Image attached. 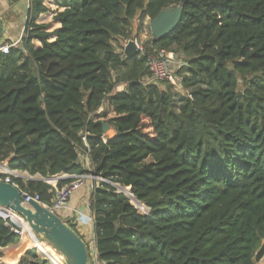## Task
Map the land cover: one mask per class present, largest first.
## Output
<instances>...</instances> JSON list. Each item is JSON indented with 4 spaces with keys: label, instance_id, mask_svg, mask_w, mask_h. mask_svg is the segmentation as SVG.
Wrapping results in <instances>:
<instances>
[{
    "label": "trees",
    "instance_id": "trees-1",
    "mask_svg": "<svg viewBox=\"0 0 264 264\" xmlns=\"http://www.w3.org/2000/svg\"><path fill=\"white\" fill-rule=\"evenodd\" d=\"M51 5L29 0L20 44L0 52V163L41 178L11 177L18 189L52 206L74 180L55 187L45 180L86 174L85 137L91 174L130 188L149 209L141 215L108 183L94 188L97 263L257 264L264 257V0ZM177 6L182 17L172 33L132 58L116 49L136 18L140 31L146 17ZM161 50L183 57L179 89L143 85L148 58ZM119 85L125 89L115 93ZM109 115L110 139L102 121ZM7 223L0 221V257L19 240L10 228L21 224ZM18 264L51 263L31 249Z\"/></svg>",
    "mask_w": 264,
    "mask_h": 264
},
{
    "label": "water",
    "instance_id": "water-1",
    "mask_svg": "<svg viewBox=\"0 0 264 264\" xmlns=\"http://www.w3.org/2000/svg\"><path fill=\"white\" fill-rule=\"evenodd\" d=\"M182 7L177 6L161 11L150 21L152 43L172 33L181 21ZM3 27L0 18V46ZM138 53L133 39L123 49L125 58H132ZM108 127L103 124V134ZM58 177L45 180L57 181ZM0 206L6 207L21 216L37 239L48 244L62 259L63 264H92L84 241L60 217L50 212L43 205L30 201L25 204L24 194L16 187L0 181ZM37 241V240H36Z\"/></svg>",
    "mask_w": 264,
    "mask_h": 264
},
{
    "label": "built area",
    "instance_id": "built-area-1",
    "mask_svg": "<svg viewBox=\"0 0 264 264\" xmlns=\"http://www.w3.org/2000/svg\"><path fill=\"white\" fill-rule=\"evenodd\" d=\"M15 45H17V43H13V42L12 44L2 43L0 46V52L3 54H7L9 49ZM138 51H142V50L138 48ZM174 56L175 55L172 53H168L164 50H161L156 56L149 57L146 63V67L148 68V71H149V76L145 77L142 80L143 85H149V84L157 85V84L165 83V82L170 83L171 85L173 84L174 87H176L175 86L176 82H178L180 85V82H179L180 78L172 72L173 66L177 64V62L173 60ZM182 66H186V64L181 60V63L179 64V68ZM104 135L103 137H101L103 140H104ZM82 142H83V146L85 147V151L81 154L82 156L81 160L84 163L85 170L88 169L87 171L88 173L84 175L66 176V179L68 178L73 179L74 182L71 185L65 186L64 188L56 191V195H55L52 206H46L40 203L38 196H31L26 193H23L25 196V204H28L30 201H34V202H37L43 205L50 212L54 213L55 211L65 207L72 192L74 190H77L80 186L86 185L85 182H87L88 189L90 190V192H92L94 188L97 187L99 183L102 182V183L110 184L115 189L114 192L116 194H122L129 201V203L137 210L138 213H140L141 215H148L149 209L145 206V204L140 203L134 198V196L131 193L130 188L128 189V188L121 187L118 184L110 183L108 181H105L101 177L94 176L91 174V164L89 162V149H88V145L86 144L85 137L82 138ZM11 177L21 178L19 174L13 173V171L9 170L8 167H3L0 163V181L10 184L18 189L17 185L12 181ZM28 180H31V179H28ZM47 184L49 183L47 182ZM116 188H119V189H116ZM85 205H86L85 208L87 209L88 215L87 216L83 215L80 212H77V215L80 220L86 217L87 222L93 224L94 219L91 220L92 218H89V216L92 217L91 215L92 213L90 210V207H91L90 199ZM12 214L17 216L19 220L24 224V226L21 227L20 229L11 227L10 230L12 231V233H14L16 236L20 238L24 234L31 232L25 220L21 216H18L17 214L13 213L11 210H9L6 207L0 206V221H3L5 225H8L7 221L12 219L11 218ZM36 248L35 249L37 251L39 250L38 252L42 256L46 257L53 264H57L54 260H52V258L48 254V251H46L43 247L36 246Z\"/></svg>",
    "mask_w": 264,
    "mask_h": 264
},
{
    "label": "crops",
    "instance_id": "crops-1",
    "mask_svg": "<svg viewBox=\"0 0 264 264\" xmlns=\"http://www.w3.org/2000/svg\"><path fill=\"white\" fill-rule=\"evenodd\" d=\"M44 3L48 5L50 8H52L51 10H55V7L51 5L52 0H44ZM28 5H29V0H18L17 2H11L8 0H0V18L2 21V27H3V38H5V40L13 41L15 36H14V33L10 31V29L6 31L4 27V20L1 17V9H3L4 12L8 11V15L10 16L9 18H11L12 16L11 14L14 15L15 11L21 10L23 8L26 10ZM26 12H25V18H26ZM41 20L43 22L46 21L45 23H49L51 22V17L43 16L41 17ZM112 133L115 135L113 131ZM1 165L3 167H8L7 162L1 163ZM13 173L19 174L21 178H24V179L26 178L25 177L26 173H21L17 171H13ZM84 196H85L84 193L77 196V198H74V197L71 198V195H70L66 206L58 210V214L60 215L58 217H60L65 223L69 222L75 228L77 234L84 241V243H87L88 247L90 244H92L95 250L93 224L87 222L86 217L80 220L77 215V212H80L86 216L88 215L87 211L85 210L86 209L85 206H83L80 200ZM90 196H91V192L89 194V199H90ZM34 238L37 241H39L37 237L34 236ZM33 242L34 240L31 235L24 234L22 237L19 238L17 244L9 246L1 250L2 256L0 257V264H18L20 258L24 255L26 251L36 248V246L33 245ZM23 247H26V248H23ZM95 255H96V252H95Z\"/></svg>",
    "mask_w": 264,
    "mask_h": 264
},
{
    "label": "rangeland",
    "instance_id": "rangeland-1",
    "mask_svg": "<svg viewBox=\"0 0 264 264\" xmlns=\"http://www.w3.org/2000/svg\"><path fill=\"white\" fill-rule=\"evenodd\" d=\"M29 7V6H28ZM27 7V9H28ZM26 9V10H27ZM26 10L23 8L21 10H18V11H15L14 12V15L11 14V18H9L10 16L8 15V11L7 12H4L3 9H1V17L3 18L4 20V27L7 30L10 29V31H12V33H14V36L15 38L13 39V41H10L11 43H17V45L20 44L21 42V39L23 37V34H24V25H25V22H26V18H25V12ZM150 19L148 17H146L144 20H143V23H142V26H141V29L140 31H138V20L137 18L134 20L133 22V27H132V34H131V37L129 38L130 39H133L136 46L140 49V50H143V48L147 45V43L152 39L151 37V31H150ZM46 22V21H45ZM57 27V25L53 24V26H51V30L55 29ZM138 31V32H137ZM3 38V37H2ZM121 41L120 46L116 45V49L119 51V52H122L123 53V49L125 47V45L127 44V42L129 41ZM6 40L5 38L2 39V43H4ZM122 49V50H121ZM179 58L175 57L174 56V61L177 62V64H175L172 68V72L174 74H176L177 70L179 69V64L181 63V60H183V57L182 56H178ZM181 81V80H180ZM179 81V82H180ZM173 85V84H172ZM176 89H179L181 86L179 85L178 82H176V85H175ZM178 86V87H177ZM174 87V85H173ZM244 88V85L242 84V82L240 81L239 82V89L242 90ZM125 89V86L124 85H119L118 87L115 88L114 92H121ZM106 111V106L104 105V107H102V109H100L97 114H100V113H105ZM111 118V115H109L105 120H102L103 121V124L107 126L106 124V121H108V119ZM108 127V126H107ZM109 131H111V134L108 133ZM106 137L107 138H112L114 137V134L112 133V130H108L106 133H105ZM82 157V156H81ZM4 163V162H3ZM86 173H88V169L85 170ZM92 171V169H91ZM25 179L24 178H21L23 179V181H27L28 179H33V180H41L40 177L38 176H35V177H30L29 175L25 174ZM59 177L60 179L59 180H63V179H66V176H57ZM62 177V178H61ZM58 181V180H57ZM57 181H48V183L55 187L56 186V182ZM86 185H82L80 186L77 190H74L71 194V198L74 197V198H77V196H79L80 194L84 193L85 196L82 197L80 200L83 204V206H86L85 204L88 202L89 200V194H90V190L88 189V185H87V182H85ZM88 189V190H87ZM116 189H119V188H116ZM129 189V188H128ZM76 196V197H75ZM80 198V197H79ZM80 202V203H81ZM87 211V209H85ZM91 210V209H90ZM54 214H56L57 216H60L58 214V210L54 212ZM92 215V214H91ZM89 218H92L91 220H93V216ZM92 224V223H91ZM39 240V239H38ZM40 241V240H39ZM95 243V241H94ZM43 247L46 249V251H48V254L50 255V257L52 258V260H54L57 264H63L62 263V259L60 258L59 254L52 251L45 243H42ZM85 245H87V243H85ZM88 246V245H87ZM89 252L90 254L92 255V264H99L96 262L95 260V250H94V247L92 246V244L89 245ZM37 249V248H36ZM37 251V250H36ZM39 251V250H38ZM37 251V252H38ZM39 253V252H38ZM40 254V253H39ZM41 255V254H40ZM46 258V257H45ZM51 264H53L52 262H50ZM257 264H264V257H262L258 262Z\"/></svg>",
    "mask_w": 264,
    "mask_h": 264
},
{
    "label": "bare ground",
    "instance_id": "bare-ground-1",
    "mask_svg": "<svg viewBox=\"0 0 264 264\" xmlns=\"http://www.w3.org/2000/svg\"><path fill=\"white\" fill-rule=\"evenodd\" d=\"M108 133H110L111 134V131H109ZM12 217H14L20 224H21V227H23L24 226V224L19 220V218L17 217V216H15V215H11V218ZM29 232V231H28ZM27 234H29V235H31L32 236V238H33V240H34V242H33V245L34 246H41V247H43V245H42V243H44V242H42L41 240L40 241H36V239L34 238V236L31 234V232H29V233H27ZM46 244V243H45ZM52 251H54L48 244H46ZM23 248H26V247H23ZM28 248V247H27ZM44 248V247H43ZM45 249V248H44ZM46 250V249H45ZM55 252V251H54ZM23 254V253H22ZM60 256V255H59ZM60 258L62 259V257L60 256ZM18 259V258H17ZM62 263H63V259H62Z\"/></svg>",
    "mask_w": 264,
    "mask_h": 264
}]
</instances>
